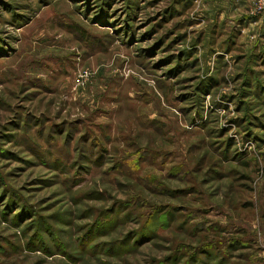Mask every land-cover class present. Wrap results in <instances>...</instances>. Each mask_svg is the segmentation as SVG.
Returning <instances> with one entry per match:
<instances>
[{
  "label": "rangeland",
  "instance_id": "obj_1",
  "mask_svg": "<svg viewBox=\"0 0 264 264\" xmlns=\"http://www.w3.org/2000/svg\"><path fill=\"white\" fill-rule=\"evenodd\" d=\"M0 264H264L259 0H0Z\"/></svg>",
  "mask_w": 264,
  "mask_h": 264
},
{
  "label": "built area",
  "instance_id": "obj_2",
  "mask_svg": "<svg viewBox=\"0 0 264 264\" xmlns=\"http://www.w3.org/2000/svg\"><path fill=\"white\" fill-rule=\"evenodd\" d=\"M260 7L264 6V0H259Z\"/></svg>",
  "mask_w": 264,
  "mask_h": 264
}]
</instances>
